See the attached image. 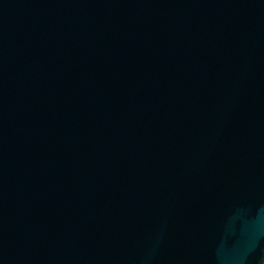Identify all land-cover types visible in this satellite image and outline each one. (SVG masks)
<instances>
[{
  "label": "water",
  "instance_id": "95a60500",
  "mask_svg": "<svg viewBox=\"0 0 264 264\" xmlns=\"http://www.w3.org/2000/svg\"><path fill=\"white\" fill-rule=\"evenodd\" d=\"M0 264H264V0H0Z\"/></svg>",
  "mask_w": 264,
  "mask_h": 264
}]
</instances>
